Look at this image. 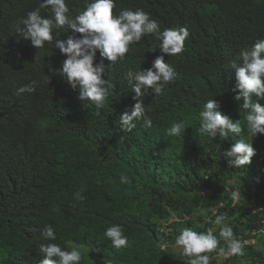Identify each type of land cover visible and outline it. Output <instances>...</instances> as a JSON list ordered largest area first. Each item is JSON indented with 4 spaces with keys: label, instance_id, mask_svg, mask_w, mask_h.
<instances>
[{
    "label": "trees",
    "instance_id": "trees-1",
    "mask_svg": "<svg viewBox=\"0 0 264 264\" xmlns=\"http://www.w3.org/2000/svg\"><path fill=\"white\" fill-rule=\"evenodd\" d=\"M232 244L264 264V0H0V264Z\"/></svg>",
    "mask_w": 264,
    "mask_h": 264
},
{
    "label": "clouds",
    "instance_id": "clouds-1",
    "mask_svg": "<svg viewBox=\"0 0 264 264\" xmlns=\"http://www.w3.org/2000/svg\"><path fill=\"white\" fill-rule=\"evenodd\" d=\"M89 36H90L89 32H85V31L81 30V31H78V33L74 37H71V39H67V43L69 44V47L73 49V46L79 47L80 45H82L80 42L84 41ZM73 76L75 78L76 77L84 78L83 76L78 75V74H73ZM84 79H86V78H84ZM252 209L255 210L254 207H252ZM136 211H137V205L128 201V200L121 203V205H119L117 207V212L119 215L121 213V214H125V215L128 214V215L132 216ZM212 211L216 213V210L214 208L212 209ZM188 219L189 218L186 215H182L181 217L172 216V218L170 220H168V222L171 224V223H176V222H179L182 220L186 221ZM71 220H72V227H74V229H76V227L79 229L82 226V224L79 223L78 218H77V214L75 212L71 215ZM47 236H48L47 232L42 234L40 237V241H42ZM123 236H125V233H123L121 231V229L118 230L116 227L106 231L105 232V238L108 241L106 247L111 245L112 248H114L116 250L122 249L121 245L118 242V238L123 237ZM244 245L254 246L255 240H253V239L250 241L247 240V241H245ZM236 248H237L236 245H233V248H230L229 253H225L223 251H220L210 260L216 261L215 264H223L225 261H227L230 258L231 254L235 252ZM161 249H162L161 251L164 253L168 252V250L166 249V246H164V245L161 246ZM197 250H198L197 248L190 249L189 253L191 254V256L190 255L188 257L179 256V258L175 259L174 262H177L178 264H191V263L187 262V260L190 258L198 257ZM69 258H70V261L74 263V260L70 256H69ZM105 264H114V263H105Z\"/></svg>",
    "mask_w": 264,
    "mask_h": 264
},
{
    "label": "rangeland",
    "instance_id": "rangeland-1",
    "mask_svg": "<svg viewBox=\"0 0 264 264\" xmlns=\"http://www.w3.org/2000/svg\"><path fill=\"white\" fill-rule=\"evenodd\" d=\"M252 207H255L254 205H252Z\"/></svg>",
    "mask_w": 264,
    "mask_h": 264
},
{
    "label": "bare ground",
    "instance_id": "bare-ground-1",
    "mask_svg": "<svg viewBox=\"0 0 264 264\" xmlns=\"http://www.w3.org/2000/svg\"><path fill=\"white\" fill-rule=\"evenodd\" d=\"M228 253H229V251H228Z\"/></svg>",
    "mask_w": 264,
    "mask_h": 264
}]
</instances>
